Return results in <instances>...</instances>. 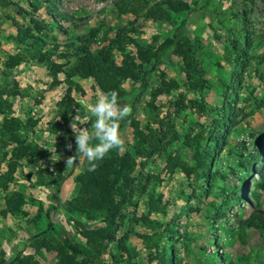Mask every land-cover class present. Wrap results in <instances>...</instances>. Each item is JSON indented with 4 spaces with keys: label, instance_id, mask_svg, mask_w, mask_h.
<instances>
[{
    "label": "rangeland",
    "instance_id": "rangeland-1",
    "mask_svg": "<svg viewBox=\"0 0 264 264\" xmlns=\"http://www.w3.org/2000/svg\"><path fill=\"white\" fill-rule=\"evenodd\" d=\"M7 1L11 4L3 6L0 0V91L14 84L19 87L18 95L3 94L11 103L6 116L25 143L38 147L41 158L13 157L17 164L10 170L16 144H6L0 135V264H57L60 228L85 243L81 228L105 225L100 217L71 216L60 208L48 213L47 207L54 203L52 193L59 176L70 168L65 161L72 150L65 146L76 145L70 120L76 115L85 119L98 98L112 91L121 102L135 107L132 117L144 134L153 135L148 139H162L152 153L138 152L153 142L141 144L127 120L122 129L126 150L109 153L127 152L135 162L133 182L115 228L117 237L128 233L126 243L136 253L131 261L148 264L149 251L159 237L145 226L147 216L163 232L159 246L166 256L174 251L177 264H264V236L247 223L253 209L264 213V190L258 192V206L251 198L254 182L264 173V0H181L190 8L179 13L170 11L166 0H49L35 12L26 0ZM158 5L167 14L149 17L148 8ZM32 19L44 28L37 31ZM184 19H188L187 32L150 74L149 88L138 94L154 47ZM26 27L43 42L36 47L30 40L17 43L13 38L17 29ZM81 38H86L93 54L109 50L112 63L122 69L118 83L100 88L91 76L66 77L64 70L75 63ZM71 42L74 45L69 46ZM246 43H250V58L241 69L235 57ZM190 44L192 63L206 80L203 89L185 85L182 53ZM36 48L64 63L56 78L46 64L38 62ZM15 53L22 54L23 61L6 66L7 57ZM162 77L176 81L178 87L152 97ZM228 101L238 122L224 137L223 147L207 156L209 184L197 166V154L203 157L213 151L215 141L209 135L219 129L214 119L223 114ZM4 116L0 113V127ZM94 119L84 126L91 130ZM168 156L186 165L190 173L181 166L172 168ZM87 165L85 158L62 182V201L77 195L75 179ZM18 194L21 201L12 211L8 200ZM42 239L49 244L43 245ZM100 258L108 264H125L127 259L114 243Z\"/></svg>",
    "mask_w": 264,
    "mask_h": 264
},
{
    "label": "trees",
    "instance_id": "trees-1",
    "mask_svg": "<svg viewBox=\"0 0 264 264\" xmlns=\"http://www.w3.org/2000/svg\"><path fill=\"white\" fill-rule=\"evenodd\" d=\"M26 1L30 6L31 11L35 12L41 7L43 1L46 2L49 0ZM164 2L167 5V8L175 13L188 11L190 8L187 2L181 0H166ZM9 4H11V2L1 0V5L7 6ZM17 12L22 13V9L18 8ZM161 13L167 14L166 10L160 5L148 8L149 17L158 18L157 16H160ZM32 21L35 22V29L37 31L44 28L43 25L34 19H32ZM187 21L188 19L181 20L173 27L171 33L154 47L151 59L148 58L149 61L151 60L150 67L142 71L138 94H143L149 88L150 74L161 64L166 51L172 48L187 32ZM33 34V31L29 27H26L24 30L18 28L17 34L14 35L13 38L20 44L24 43L26 40H30V42L36 47L38 46V42L43 41L40 37ZM84 39L81 38V44L75 48V63L70 65L67 70H64L66 77L69 78V75H76L81 78L91 76L95 79L100 88L118 83V76L122 74V69L112 63L110 60L111 55L109 50L103 48L96 54H93L89 49L88 43ZM113 42L120 43L119 39H115ZM72 45H74L73 42L69 44V46ZM249 46L250 43H246L242 46L239 49V55L235 57V62L241 69H245L248 66L250 58ZM233 47L235 49L238 48L236 41H234ZM37 51L40 53V48H36V52ZM191 51L192 44L188 45L182 53L184 67L186 69L185 85H187V87L191 90L203 89L205 87L206 80L200 75L201 71L194 67L191 60ZM60 55L66 56V53H60ZM32 57H34V55H32ZM7 58L8 59L5 62V65L10 67L18 65L24 59L20 53L11 54ZM37 60L38 62L47 65L49 70L54 73V78H56V73L63 70V67L65 66L64 63L51 60L50 57L45 55L43 52L38 55ZM160 84L161 87H158L155 91H153L152 97H155L157 94L164 91H169L171 88L178 87V83L176 81L166 80L164 77L161 78ZM4 93L8 96L18 95L20 94L19 87L17 84H14V86H9L0 91V113L5 115L0 127V135L2 140H5L6 144L9 142H14L16 144L12 149V158L8 163L9 169L13 170L17 164L13 157L18 159L20 157L30 158L33 156L34 160H39L41 158V151L38 147H33L32 145L25 143L17 133V126L6 116L11 108V103L7 99L3 98ZM67 98L69 99V102L73 100L69 94H67ZM134 110L135 107H132V111ZM132 115L133 113L125 121L121 122V130L123 129L124 123L127 120H130V124L134 127L135 136L141 141V144L144 142H153L152 139L154 138L148 139L153 135L144 134V132L139 129L137 121L132 117ZM236 117L237 115L233 104L231 101H228V106L226 104L224 106L223 114L219 118L214 119V126L219 129L217 131L212 130L209 135V140L215 141L213 151H206L205 156L203 157L199 153L197 154L199 155L197 158V166L198 168H202V172L204 171V174L207 175L205 176V179L209 184L210 162L208 161L207 156H214L216 152L223 147L224 137L230 133L232 128L238 122ZM161 142V138H156L155 142L151 145L152 147H148V149L142 148V151L138 150V152L150 154L153 150L159 147ZM71 153L72 155L76 154V145L72 148ZM167 160L172 168L181 166L182 170H185V173H190L191 169H188L186 165L177 161L176 158L168 156ZM74 167L75 165L59 176L52 193L54 203L48 205L47 212L49 213L51 210L60 208L69 213L71 216L82 213L87 219L100 217L105 225L96 229L81 228L80 233L85 237V243L78 241L70 231L64 229L63 227L60 228L61 233L57 232V264H108L102 261L100 257L103 251H105L111 243H114L117 251L120 252L121 255L127 257L125 264H134L131 261V257L132 255H136V253L126 243L128 233L125 232L120 237H117L115 228L118 219L122 216V206L127 198V192H129L133 182L131 172L135 167V162L131 160L128 153L125 152L123 155L109 154L99 162V165L94 172L88 171L89 165H87L85 170L78 174L75 179L79 183L77 195L70 200L62 201L60 198L61 184L73 173ZM260 190H264V173L261 174L259 179L254 182V188L251 191V198L256 201L257 206L259 205L258 192ZM20 201L21 199L19 194L12 199H9V209L12 211L16 210ZM143 222L146 227L154 229L155 232H158V238L163 236V232L158 231L159 228L154 227L147 216L143 217ZM247 223L258 229L260 234L264 236V213H260L258 209H253L247 217ZM49 226H52V223L49 222ZM158 226L160 227L161 225L159 224ZM158 238L154 241V247L151 248L152 250L149 251L147 261L148 264H152L151 262L154 260L156 262L155 264H177L178 260L176 259L174 251L169 256H166L163 247L161 248L158 244ZM174 238H176L174 235H170V239ZM42 244L48 245L49 242L47 239H42ZM112 257H115V255H112Z\"/></svg>",
    "mask_w": 264,
    "mask_h": 264
},
{
    "label": "clouds",
    "instance_id": "clouds-1",
    "mask_svg": "<svg viewBox=\"0 0 264 264\" xmlns=\"http://www.w3.org/2000/svg\"><path fill=\"white\" fill-rule=\"evenodd\" d=\"M132 114V107L128 103L121 102L116 91L102 94L97 102L90 107V114L81 120L76 115L70 120L69 127L75 137L76 154L66 158L67 167L81 164L84 159L88 162V171L94 172L99 162L116 149L119 152L126 150L124 132L121 130V122ZM92 118L94 123L85 127ZM66 148L71 151L72 144ZM78 161V163H77Z\"/></svg>",
    "mask_w": 264,
    "mask_h": 264
}]
</instances>
